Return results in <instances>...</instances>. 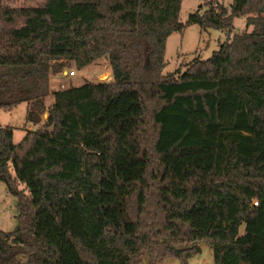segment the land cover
Instances as JSON below:
<instances>
[{
    "label": "trees",
    "instance_id": "obj_1",
    "mask_svg": "<svg viewBox=\"0 0 264 264\" xmlns=\"http://www.w3.org/2000/svg\"><path fill=\"white\" fill-rule=\"evenodd\" d=\"M183 1L45 0L41 15L0 2V110L27 104L39 123L58 62L107 58L113 75L54 92L19 144L0 125L19 212L0 264H186L203 242L215 264H264V0L210 1L186 24ZM245 17L252 32L232 35ZM192 25L227 40L165 76L169 37Z\"/></svg>",
    "mask_w": 264,
    "mask_h": 264
},
{
    "label": "rangeland",
    "instance_id": "obj_2",
    "mask_svg": "<svg viewBox=\"0 0 264 264\" xmlns=\"http://www.w3.org/2000/svg\"><path fill=\"white\" fill-rule=\"evenodd\" d=\"M210 1L212 0H184L180 14V22L186 24L192 13L198 11L201 5H203L204 9H207ZM219 1L213 2L223 3L224 6L230 10L234 0ZM0 2L3 6L7 7V10L4 11L5 14L16 13L23 15H41L43 14L42 8L45 6V0H0ZM233 25L234 26L231 29L232 35L246 31L252 32L253 30L252 27L249 29L246 28V17L236 18ZM227 36L226 32L218 30L209 29L204 31L198 25L189 26L182 33H173L167 42L163 74L167 76L179 69L183 73L194 60L200 59L206 61L210 59L213 53L220 48V44L227 40ZM72 70L76 71V77L67 80L65 73ZM64 81H68L66 86L67 89L79 87L86 83H110L113 81L110 62L107 58H103L93 65L88 66L82 72L77 69L76 64L73 61L58 62L55 71L50 76L51 93L60 90L61 84ZM53 100L54 95L52 94L49 100L48 98L45 100L44 105H48L50 108V103L47 101L53 102ZM45 110L47 111V109ZM27 114V104H22L13 111L0 110V124L11 126L15 129V144L21 143L26 135L23 130L25 129L24 126L28 124L29 127L30 124H32L30 122L27 123ZM41 116L39 122L40 125L44 122L43 115ZM12 174L15 175L13 170ZM20 189L26 191L25 186L22 184H20ZM18 213L17 197L10 194L6 184L0 180V231L6 233L13 232L17 227ZM244 231L243 226L241 227V234ZM200 249L201 252L188 258L186 264H215L213 250L209 242L201 243ZM23 260H25V258H23ZM142 264H149V258L147 255L143 258ZM162 264L183 263L179 259L171 257L165 259Z\"/></svg>",
    "mask_w": 264,
    "mask_h": 264
},
{
    "label": "crops",
    "instance_id": "obj_3",
    "mask_svg": "<svg viewBox=\"0 0 264 264\" xmlns=\"http://www.w3.org/2000/svg\"><path fill=\"white\" fill-rule=\"evenodd\" d=\"M212 1H219V0H212ZM220 2V1H219ZM204 10H206V8L204 9ZM85 69H83V70H81V72L82 71H84ZM52 94H54V93H51V95ZM51 95H50V97H51ZM50 97H48V100L50 99ZM47 102H49L50 103V106H52V104L54 103V100H53V102H50V101H47ZM46 106V105H45ZM49 106L47 105L46 107H45V109H47V111L45 110L44 112H43V118H44V122L41 124V125H43L44 123H45V121H47V119H48V116H49V113H48V111H49ZM16 109V108H15ZM14 110V109H13ZM13 110H9V111H13ZM37 109L36 110H34L33 111V113H35L36 115H37ZM27 116H28V114H27ZM42 117V116H41ZM27 121V123H29V121L28 120H26ZM30 123H32V124H30V126L28 127V124H26L25 126H24V128L25 129H23L24 130V133L26 134L27 133V131H35L36 129H38L41 125L38 123V122H30ZM1 125V124H0ZM2 127H6L5 125H1ZM11 127V126H10ZM14 128V127H13ZM26 136V135H25ZM24 136V137H25ZM24 139V138H23Z\"/></svg>",
    "mask_w": 264,
    "mask_h": 264
},
{
    "label": "built area",
    "instance_id": "obj_4",
    "mask_svg": "<svg viewBox=\"0 0 264 264\" xmlns=\"http://www.w3.org/2000/svg\"><path fill=\"white\" fill-rule=\"evenodd\" d=\"M214 6L216 7L217 4L215 3ZM65 75H66L67 80L68 79H72V78L76 77V71H74V70H72L70 72L68 71V72L65 73ZM67 83H68V81H64L61 84V90H66L67 89V87H66L67 86ZM253 205L255 207H258V202L257 201L253 202Z\"/></svg>",
    "mask_w": 264,
    "mask_h": 264
}]
</instances>
